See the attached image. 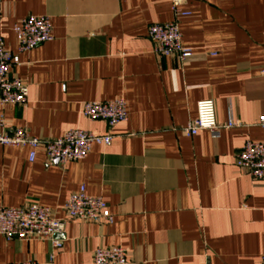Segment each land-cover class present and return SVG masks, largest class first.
Returning a JSON list of instances; mask_svg holds the SVG:
<instances>
[{
	"label": "crops",
	"instance_id": "obj_1",
	"mask_svg": "<svg viewBox=\"0 0 264 264\" xmlns=\"http://www.w3.org/2000/svg\"><path fill=\"white\" fill-rule=\"evenodd\" d=\"M172 0H4L0 37L18 54L14 26L49 16L53 40L18 54L12 74L29 87L25 105H0L12 132L60 138L70 130L112 134L110 146L64 168L44 149L0 148V208L30 203L64 219L81 186L102 197L111 225L69 221L55 249L43 239L8 242L0 264H94L99 248L122 247L127 264H261L264 184L236 166L246 142L264 132V0H185L180 21L185 61L159 58L149 27L173 20ZM123 97L128 120L110 129L82 114L84 102ZM213 100L217 122L233 120L218 138L189 136L197 104Z\"/></svg>",
	"mask_w": 264,
	"mask_h": 264
},
{
	"label": "built area",
	"instance_id": "obj_2",
	"mask_svg": "<svg viewBox=\"0 0 264 264\" xmlns=\"http://www.w3.org/2000/svg\"><path fill=\"white\" fill-rule=\"evenodd\" d=\"M4 0H0V5ZM185 0H172L173 20L164 24L149 27L148 36L154 46V53L159 58L175 56L185 61L193 56V52L183 45L180 21L190 15L184 11ZM14 32L18 41V54L29 52L40 45L51 42L52 23L49 16H28L16 23ZM18 54L6 49L5 41L0 37V105H25L29 97V87L12 70L20 64ZM82 114L91 121H103L110 129L128 120L127 104L123 97L106 102H84ZM233 120L225 125L217 122L216 106L213 100H203L197 104L196 119L189 124L185 132L193 137L201 131H209L218 138L222 129L236 127ZM259 127L264 132V117ZM112 134L95 135L94 133L76 129L70 130L60 138L42 139L32 137L25 128H17L12 132L6 130L5 121H0L1 147H29V162L34 163L39 149H44L49 165L64 168L68 163L86 159L94 145L110 146ZM236 166L250 176L258 184H264V139L260 142L248 141L236 157ZM64 219L54 216L51 208L36 203L26 204L18 208H0V236L8 242L13 240L32 241L43 239L51 242L55 249L63 245L60 238L65 233L67 222L80 220L93 224L111 225L114 216L109 205L102 197L90 196L86 187L81 186L65 202ZM52 256L50 264H52ZM94 264H127V252L122 247L99 248L93 256ZM12 264H40L35 260L14 262ZM261 264H264V256Z\"/></svg>",
	"mask_w": 264,
	"mask_h": 264
}]
</instances>
